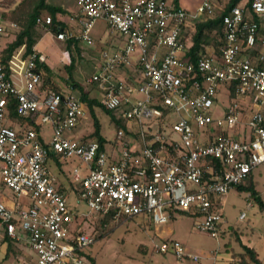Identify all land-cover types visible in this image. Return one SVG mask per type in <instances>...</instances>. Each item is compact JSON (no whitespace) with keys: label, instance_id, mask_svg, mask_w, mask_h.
I'll return each mask as SVG.
<instances>
[{"label":"built area","instance_id":"1","mask_svg":"<svg viewBox=\"0 0 264 264\" xmlns=\"http://www.w3.org/2000/svg\"><path fill=\"white\" fill-rule=\"evenodd\" d=\"M74 1L70 19L78 32L61 31L57 39L75 36L92 47L97 20L122 39L116 49L100 51L96 72L85 80L122 121L114 139L119 150L65 135L83 116L82 102L73 91H40L37 65L44 54L15 52L8 65L0 61V242L28 246L33 260L22 264H91L94 219L107 226L141 215L163 224L181 212L195 218L193 229L217 237L224 198L264 162V0L226 10L222 44L195 61L184 30L191 20L215 15L210 0L193 13L173 0ZM35 22L44 29L52 19L40 15ZM15 30L0 9V39ZM132 62L140 70L137 83L116 80V70ZM9 97L18 116L51 126L48 141L40 129L10 123ZM49 151L85 165L82 176L73 169L85 211L71 208L58 188L46 165ZM153 248L179 260L200 259L176 239Z\"/></svg>","mask_w":264,"mask_h":264},{"label":"rangeland","instance_id":"2","mask_svg":"<svg viewBox=\"0 0 264 264\" xmlns=\"http://www.w3.org/2000/svg\"><path fill=\"white\" fill-rule=\"evenodd\" d=\"M185 1L193 13L203 0ZM46 3L49 6H62L66 9V13L70 15L77 11V5L74 0H47ZM17 4L18 0H2L0 2L3 12ZM44 11L48 12V9H44ZM4 20L11 21L7 18H4ZM17 30L13 32L14 35ZM103 32L112 33L104 21L97 20L91 32L94 45L88 47L81 42L78 45V50L77 48H69L68 56L70 59L74 57L76 66L72 70L73 76L77 71L78 77L85 78L91 74L92 62L95 57L92 55H96L103 50L105 45L104 42L99 41ZM13 38V35L2 37L0 39V47L4 46L6 42L13 40ZM150 44L151 40H149V46ZM64 45L65 41L54 39L53 44L45 51V54L48 60L58 64L63 71L67 72V67L63 66L60 61L62 51L65 49ZM70 59L68 58V62ZM95 112L101 124L102 135L112 142L114 128L109 126V113L100 107H97ZM160 123H164L168 127L166 122L162 121ZM92 126L93 117L90 111L86 109L80 125L78 124L77 128L72 127L67 134L75 137L79 134L81 128L86 133L92 129ZM43 129L44 138H49L51 133L48 124ZM56 157L57 155L50 157L48 160V165L54 174L57 172ZM62 165L72 182L73 169L75 167L79 168L81 165L84 166L76 158L62 159ZM251 176L256 184V189L261 192V197L264 200V162L252 170ZM224 199L222 207L224 211L223 223L218 229L217 237L193 229L192 224L195 218L190 214H176L163 224H154L151 220L141 215L129 220L120 219L115 223L106 221L107 226H99V222L94 219L92 225L96 232V239L88 249L89 254L93 256L95 264H177V260L171 252L161 254L155 253L152 249L155 243L176 239L184 245L188 252L197 254L200 257V263L184 261L187 264H229L231 259L232 264H236L231 254L242 251V244L254 247L261 263L264 264V211L260 210L258 205L248 197L247 192L239 191L236 188L232 189ZM68 201L71 208H77L79 211L86 210L84 202L77 203L74 192L69 193ZM248 203H251L250 207H248ZM241 212L245 213V217L242 220L238 218ZM92 225L89 224L86 228L90 229ZM157 225L160 226L158 227ZM161 228H163L162 231ZM167 229L170 230V233L167 232ZM236 235L239 239L235 238ZM6 245L5 243L0 244V264H15V261H7L5 257L7 252ZM15 247L17 246L12 244L11 248ZM25 252H27V246L23 245V250H15L16 257L26 256ZM10 253L13 254L11 250ZM16 260L19 261L18 258Z\"/></svg>","mask_w":264,"mask_h":264},{"label":"trees","instance_id":"3","mask_svg":"<svg viewBox=\"0 0 264 264\" xmlns=\"http://www.w3.org/2000/svg\"><path fill=\"white\" fill-rule=\"evenodd\" d=\"M46 1L47 0H18L17 5H15L14 7L10 8L5 12H2L3 18L5 19L7 18L10 19L11 21H14L18 25L17 28L19 27V29L16 31L14 35L13 40L7 42L5 46L0 50V61L3 62L5 65H8V61L11 59L12 55L21 46H23V52H22L23 57L26 56L28 57L30 54L35 52L34 45L41 38L43 32L37 26L35 20L36 17L40 16L44 12V9H48L47 13H49V15L51 16L52 22L49 26L51 30L55 33V35L58 32L64 31L65 27L54 19L56 12L59 11L60 8L58 6H49V4L46 3ZM173 2L178 5V0H173ZM248 2L249 0H229L223 11L219 13H215L214 16L208 17L203 20H199L195 23V31L192 33L191 36L192 45L189 48V53H188L192 61H195L196 58L199 56L203 44L211 43L212 45L215 46V48H218V46L222 44L223 13L233 5H247ZM64 41L66 47L71 48V46L74 44L78 48L79 42L77 40L72 39V37H69ZM65 67H67L68 78L72 79V70H74L75 67L74 57L70 59L69 64L66 65ZM44 69L48 70L44 62L39 63L37 65V70L41 74L40 86L42 87L45 86L46 82H50L52 79L51 74L49 73L46 77L42 75ZM71 83H73L72 84L73 87H77L79 89L80 100L87 105L91 113V116L93 117V131L87 136L86 140L95 139L99 142L100 146L103 147L106 141L104 137L100 134V122L94 114V107H100L104 111L109 113L111 119L114 121V125L116 129L123 127L122 121L115 119V114L112 110H107L103 108L98 100H96L95 98H90L88 92L84 91L78 83L74 82V80H72ZM50 89L58 91V87L53 84H50ZM7 109L9 111L10 119H12L13 123L15 122L20 126L33 127L37 131L40 129V127L35 126L33 124V121L29 117L24 118L16 114L15 101L11 97L8 98ZM55 155H57L56 160L58 161V159L61 157L57 153L49 151L47 154L46 162L50 157L53 156L55 157ZM236 189H238L239 191L249 192L250 193L249 198L258 205L260 210L264 211V200L261 197V192L256 189V184L253 182L251 175L248 177V179L245 182L238 185ZM180 214H188V213L181 212ZM235 238L239 239L237 235ZM11 247L12 244L9 242L8 249L11 251L16 250L15 248H11ZM231 255L233 257V260L236 262V264H262L255 248L248 246L246 244H242L241 252L238 253L233 252ZM86 258L89 260L91 264H95V260L91 254L86 253Z\"/></svg>","mask_w":264,"mask_h":264},{"label":"crops","instance_id":"4","mask_svg":"<svg viewBox=\"0 0 264 264\" xmlns=\"http://www.w3.org/2000/svg\"><path fill=\"white\" fill-rule=\"evenodd\" d=\"M228 1L229 0H210V2L216 6V13L223 11L224 8L226 7ZM242 3H243V1H242ZM178 4L181 7H183L185 10H187L188 12L192 13L190 11L191 8L187 5L185 0H178ZM58 7L60 8V10L56 12L54 19L65 27L63 32H72L73 34H76L78 32L79 26L77 25L76 22H74L73 20L70 19V14L66 13V9H64V7H62V6H58ZM2 8L3 7L0 6L1 11L3 12ZM41 15H49V13H47V11H44ZM200 20H203V19H200ZM195 23H194V21L191 20L184 30V32L187 36L186 37L187 38L186 43L190 47L192 45L191 36H192V33L195 31ZM39 28L41 30H43V32H42L41 38L34 45V50L36 53L44 54V56L46 58L44 63L46 64L48 70L44 69L42 72V75H44L46 77L49 73V74H51V77H52L50 82L45 83V86H43V87L39 86L40 91L43 92V91L49 90L50 84H53V85H56L58 87V91H60L62 93H67L69 91H73L79 95L80 94L79 89L77 87L72 86L73 83H71V81L74 80V82L78 83L84 91L88 92L90 98H95L96 100H99L100 91H99L98 87L95 84L86 85L85 80H86V78L91 76L94 72H96L97 65L100 61V51L96 55H92V56H95L96 58L94 57V59H93L94 61L92 62L91 74L87 75L85 78H83L81 76L78 77L77 76L78 71H77L76 73H74V76L72 75V79H70V78H68L67 72L63 71L58 64H55L54 62L48 60V58L46 57V54H45V51L53 44L54 39H56L57 41H64V40L57 39L55 37V33L51 30L50 26H47V28H44V29L42 27H39ZM5 37H7V36H5ZM72 39L77 40L79 42L78 45L82 42L80 39L76 38L75 36L72 37ZM99 41L104 42L105 43L104 48H109L110 50L116 49L118 46H120L122 44V39L118 36L113 35V33L107 34V33L103 32L100 35ZM4 46L0 47V50ZM64 46H65V49L62 51V54H61L62 56H60V61H61L63 66H66L70 62V61L68 62V58L70 59V57L68 56L69 48L66 47V45H64ZM71 48H77V46L73 44L71 46ZM16 52L22 53L23 52V46H21ZM205 52H207V53L217 52V48H215V46L212 45L211 43L203 44L200 54L205 53ZM22 58H23V56H22ZM133 63L134 62H132L130 67L129 66H120L115 72V79L116 80H122L123 82H127V83L136 84L137 80L140 78V70H139V67L137 65H134ZM75 77H77V78H75ZM78 78H80L81 80ZM82 107H83V116L79 119V121L77 122V125L73 126V128H77L78 124L80 125L81 119L85 115V110L86 109L89 110L87 105L83 102H82ZM96 108L97 107H94L95 116H96V112H95ZM115 119H117L116 116H115ZM10 123H12L15 126H18V124H16L15 122L13 123L12 119L10 120ZM45 125L40 127V131H41V135L43 137V140L48 141L50 139V136H49V138L45 139L44 135H43V132H44L43 127ZM48 126H49L50 133H51V126L50 125H48ZM109 126L114 128V138L112 139V142L109 141L108 139H106L105 136L102 135L101 124H100V134L104 137V139L106 141L102 148L107 150L109 153H112V154L118 153L119 146L117 144H115V141H114L117 129L114 127V121L111 119V117H110ZM71 129L69 131L65 132L66 136L74 138V139L86 140L87 136L93 131V126H92V129L90 131H87L86 133H85L84 129L81 128L79 130V134L75 137L67 134L68 132L71 131ZM62 159L63 158H59L58 161L56 160L57 172L55 174L51 171V169L48 165V161L46 162V165L48 166L49 170L56 176L58 188L61 191H63L67 195V198H68L70 192H74V194L76 195L78 185H77L76 181L74 180V173H72V176H71L73 179V182L70 180L71 178H69L68 175L66 174L64 167L62 165ZM78 173L80 174V176H82L86 173L85 165L84 166L81 165V167L78 168ZM247 193H249V192H247ZM224 201H225V199H224ZM75 209H77V208H75ZM143 217H145V216H143ZM157 226L159 227L160 225H157ZM162 230H163V228H161V231ZM167 232L170 233V230L167 229ZM4 243L7 244L6 245L7 252H6V256H5L7 261H11V262L15 261V264H22L23 261L26 259H27V261L33 260L32 251L28 248V246H27V252H25L26 256L16 257L15 250H12L13 254H11L10 250L8 249V243H9L8 238H5L0 242V244H4ZM15 248L19 249V250H23V247H22V249L19 247H15ZM152 249L155 253H160V252H156L154 250V248H152ZM88 253H89V251H88ZM161 254H166V253H161ZM15 257L18 258L19 261H17ZM176 260H177V264H187V262H184L186 260L192 261L190 259L179 260L177 258H176ZM198 262L200 263V259ZM198 262H195V263H198ZM230 262H232V259ZM230 262H229V264H232Z\"/></svg>","mask_w":264,"mask_h":264}]
</instances>
